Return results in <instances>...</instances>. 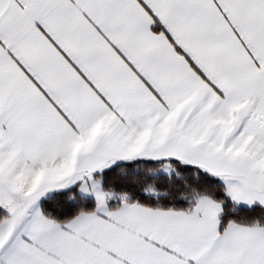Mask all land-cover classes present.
I'll return each instance as SVG.
<instances>
[{
    "label": "snow or ice",
    "instance_id": "6c2138e0",
    "mask_svg": "<svg viewBox=\"0 0 264 264\" xmlns=\"http://www.w3.org/2000/svg\"><path fill=\"white\" fill-rule=\"evenodd\" d=\"M0 264H264V0H0Z\"/></svg>",
    "mask_w": 264,
    "mask_h": 264
}]
</instances>
